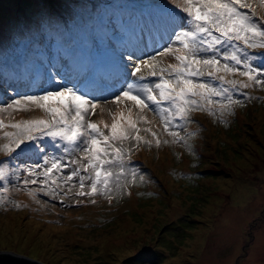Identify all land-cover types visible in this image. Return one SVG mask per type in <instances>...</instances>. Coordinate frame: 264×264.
<instances>
[{
	"label": "rangeland",
	"instance_id": "rangeland-1",
	"mask_svg": "<svg viewBox=\"0 0 264 264\" xmlns=\"http://www.w3.org/2000/svg\"><path fill=\"white\" fill-rule=\"evenodd\" d=\"M80 1L73 5L71 0H0V57L14 48L12 42L25 41L38 32L44 37L64 34L67 21L70 32H77L82 19L78 14L72 19L73 11L96 6L89 0ZM260 1L257 4L261 8ZM64 8L69 13L72 10L66 18ZM171 21V15L164 17L161 22L165 24L158 28L167 34ZM107 25L109 30L117 27L110 18ZM96 30L104 32L99 27ZM30 53L25 48L21 56ZM160 58L157 71L177 63L171 55ZM17 109L20 106L0 110V122L6 123L9 131L3 135L0 129V138L5 137L7 146L14 138L18 140L16 134L23 128H13L12 124L30 120L27 115L42 117L38 109L16 116ZM232 119L236 123L226 129L220 127L224 123L204 121L198 133L179 144L167 129L160 148L151 144L147 125H127L134 139L141 138L134 143L148 146L134 155L147 171L130 166L133 163L108 165L109 170L118 172L112 178L111 191L84 197L78 194L81 198L68 199L64 204L57 199L55 203L40 199L44 198V188L50 190L56 184L51 175L45 184L39 179L29 183L34 192L26 193L25 200L14 207L0 199V251L44 264H196V259L185 253L194 250L198 235L204 233L202 249L195 250L197 259L209 252L220 262L217 264L228 260H232L230 264H264V99L238 109ZM162 138L156 136L155 141L161 144ZM84 163L87 161L76 168ZM243 181L250 188L243 196L244 206L251 212V217L246 213L247 218L231 207L235 190ZM78 190L83 189L73 192ZM10 192L21 199L19 192ZM47 193L56 196L55 191ZM227 214H232L240 228H236L233 239L219 242L231 227L222 224ZM209 221L220 226L209 229Z\"/></svg>",
	"mask_w": 264,
	"mask_h": 264
},
{
	"label": "snow or ice",
	"instance_id": "snow-or-ice-1",
	"mask_svg": "<svg viewBox=\"0 0 264 264\" xmlns=\"http://www.w3.org/2000/svg\"><path fill=\"white\" fill-rule=\"evenodd\" d=\"M247 7L242 0H183L180 5L187 18L174 21L172 31L169 35V46L156 55H151L148 60H141L140 65L133 61L134 71L131 75H139L140 79L144 78L142 67H149V75L157 76L158 82L154 86L147 84L137 87L135 84H128L127 90H123L115 96L113 102L121 100L131 101L136 107L149 108L150 104L155 106V111L161 114L164 120L165 129H168L170 120L164 116V113L171 111L169 108L161 107L164 102H169L176 109L172 113L173 118L179 116L181 120L186 119V113L191 110L192 106H197L198 101L195 97H200L207 104L214 101L212 96H225L228 88H215L206 83H197L193 78L201 77L205 74L212 76L214 73L209 71L205 73V67L218 69L220 61L217 54L220 53L221 47L230 46L223 53V59L230 60L235 65H243L248 71L242 73L248 76L250 80L255 79L256 84L264 83V68H255L247 63L250 57L242 59L238 52L243 49L236 48L233 41H242L248 48L257 46L264 48V24L258 25L253 22L251 16L238 10ZM179 29V30H177ZM213 32L219 35H213ZM201 53H212L209 56H201ZM171 55L177 63L169 64L166 68L156 70L159 63L157 57ZM131 59V57H130ZM225 72H237L239 68H234L225 63L222 65ZM256 73L255 78L250 75ZM223 81L224 77H217ZM229 103H232L231 96H226ZM150 102V104L148 103ZM34 105L51 114L52 120L35 119L25 120L21 123L12 124L13 128H22V134L15 143V148L23 150L27 147L25 141L35 142L40 135L51 137L53 140L59 138L67 145L63 151L79 150L84 153L82 160L87 161L71 171L67 180L78 177L80 188L85 187L88 181L90 192L81 191L79 195H93L103 190L104 193L110 191L109 183L113 173L105 166L123 160V149L112 142H123L129 138V135L121 126L113 122L111 125V136L101 131L96 123L86 119V116L97 108V105L90 101L85 95L78 93L74 88L59 86L56 90L45 91L43 95H25L14 100L7 105V108L14 106ZM19 110V109H17ZM128 126L135 128L136 125L128 121ZM0 127H3L0 122ZM105 127H108L105 125ZM173 135H176L173 133ZM102 137L103 141L98 139ZM139 141L141 138L136 136ZM182 139V138H181ZM159 143V142H158ZM9 151H14L5 145ZM38 150L43 151V146ZM80 163V161H73ZM50 167H44L49 165ZM58 158L44 159L43 165H36V169L43 167V171L31 169L30 173L37 177H44L41 184L48 182L49 174L54 170L61 171L63 167ZM82 170L88 175H79ZM4 169H0V179H3ZM143 180V177H140ZM25 183H37L36 179L26 180ZM53 183L55 181L53 180ZM101 186V187H98Z\"/></svg>",
	"mask_w": 264,
	"mask_h": 264
},
{
	"label": "bare ground",
	"instance_id": "bare-ground-1",
	"mask_svg": "<svg viewBox=\"0 0 264 264\" xmlns=\"http://www.w3.org/2000/svg\"><path fill=\"white\" fill-rule=\"evenodd\" d=\"M77 0H71V2L74 4ZM81 4L83 3V0L80 1ZM63 11L65 12L63 15L67 14L68 13V9L64 8ZM248 181V180H247ZM249 184L246 183V181L242 184H238V191L235 190V195L233 196V202H232V209H237L239 211L242 212L244 218H247V215L246 213H249V216L251 214L250 211H247L246 207L244 206L245 204V201H243V196L244 195H247V193H249ZM239 191H242V192H239ZM241 202H242V205H241ZM212 209L209 210V213H211ZM233 210L230 212L232 213ZM242 216V217H243ZM251 217V216H250ZM209 229H218V227L220 225H216L214 224V222H207ZM222 224H224L225 226H231L230 229L227 230L225 236L219 240V242H222L224 240H231L234 238V232L236 231V228H240L239 227V224L236 222V221H233V216L232 214H227L222 222ZM241 226V225H240ZM241 228H243V225L241 226ZM204 232V231H203ZM203 235H198V237H200V239H198L195 243H194V250H189L188 253H185L186 255H188L189 257L192 256V258H195L196 259V264H217L216 262L220 263L217 259H214L213 258V255L209 254V252H206L205 255H203V257H201V259H197L196 256V252L195 250L197 249H202V246H203V241L205 240V238L203 237L204 236V233H202ZM206 235V234H205ZM202 238V239H201ZM237 241L239 242V239L237 238ZM237 250V249H236ZM198 254V253H197ZM252 257L254 256L251 255ZM194 262V261H193ZM230 264L232 263V260H228L225 262V264Z\"/></svg>",
	"mask_w": 264,
	"mask_h": 264
},
{
	"label": "water",
	"instance_id": "water-1",
	"mask_svg": "<svg viewBox=\"0 0 264 264\" xmlns=\"http://www.w3.org/2000/svg\"><path fill=\"white\" fill-rule=\"evenodd\" d=\"M0 264H44V263L12 252L0 251Z\"/></svg>",
	"mask_w": 264,
	"mask_h": 264
}]
</instances>
